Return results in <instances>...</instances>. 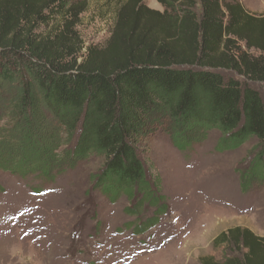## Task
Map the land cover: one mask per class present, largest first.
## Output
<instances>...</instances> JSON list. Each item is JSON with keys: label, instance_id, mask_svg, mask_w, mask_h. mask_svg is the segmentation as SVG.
Here are the masks:
<instances>
[{"label": "trees", "instance_id": "1", "mask_svg": "<svg viewBox=\"0 0 264 264\" xmlns=\"http://www.w3.org/2000/svg\"><path fill=\"white\" fill-rule=\"evenodd\" d=\"M156 1L163 12L145 0H119L101 49L86 47L78 30L89 0H0V78L20 82L14 123L0 140V170L37 174L47 184L68 161L96 155L104 160L96 177L104 198L158 206L138 144L166 117L181 151L212 131L221 134L219 152L258 141L242 183L264 180V97L220 73L264 85V20L240 0ZM235 40L259 57L235 49ZM213 247L230 254L201 264H264V238L248 229L221 233Z\"/></svg>", "mask_w": 264, "mask_h": 264}, {"label": "rangeland", "instance_id": "2", "mask_svg": "<svg viewBox=\"0 0 264 264\" xmlns=\"http://www.w3.org/2000/svg\"><path fill=\"white\" fill-rule=\"evenodd\" d=\"M118 1L89 0L78 28L86 47H106ZM240 3L253 18L264 20V0ZM145 5L163 12L156 0H145ZM234 42L235 49L259 57ZM220 73L264 97L263 84ZM19 90L20 82L0 78V140L14 123L10 111ZM170 125L168 118H157L138 144L152 191L161 198L158 206L139 209L140 198H104L96 188L104 160L96 155L68 161L47 184L37 174L23 178L0 170V264H201L204 257L221 261L230 254L213 247L221 233L242 228L264 238V180L242 183L258 141L219 152L221 134L212 131L181 151L173 144ZM75 146L76 140L68 149ZM158 210L163 213L153 227L139 231Z\"/></svg>", "mask_w": 264, "mask_h": 264}]
</instances>
